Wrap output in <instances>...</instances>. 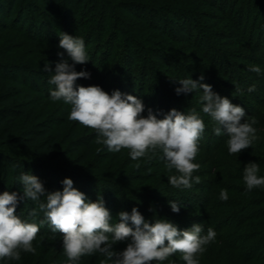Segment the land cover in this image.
Masks as SVG:
<instances>
[{
	"label": "trees",
	"instance_id": "trees-1",
	"mask_svg": "<svg viewBox=\"0 0 264 264\" xmlns=\"http://www.w3.org/2000/svg\"><path fill=\"white\" fill-rule=\"evenodd\" d=\"M246 1L249 6L259 8L262 18L249 31L248 25L239 27L233 21L234 15L243 10V5L239 6L243 0H0V194L15 191L23 197L18 177L27 172L38 177L48 192L62 191V181L70 178L88 201L94 202L98 195L102 196L109 211L119 198L130 201L147 197L145 189L158 184L160 174L167 178L172 173L166 171L164 161L161 163L164 158L150 161L149 154L132 160L128 149L109 152L104 144L97 143L94 130L68 119L70 105L49 99L54 86L48 82L51 73L43 71L44 65L50 62L54 70L61 58L72 63L58 47L59 35L64 32L85 41L89 62L75 65V70L91 75L77 80L78 85L100 86L109 94L119 90L134 95L145 106L144 116L151 109L162 119L171 109L184 112L187 104L195 106L193 103L200 99L202 90L189 93L186 96L189 100L168 92L158 82L151 84L155 78L150 73L152 67L144 62V41L157 43L159 48L168 43L172 52L181 46L203 52L201 60L212 72L225 76V63L210 43L213 40L210 25L223 30L220 41L231 34L232 46L242 48L247 34L252 38V46L256 42L260 44L264 37V0ZM256 30L260 33L256 34ZM237 40L240 42L236 43ZM180 62L179 59L172 67L169 61L162 64L167 71L177 72ZM208 81L207 84L212 82ZM213 92L225 97L218 89ZM202 136L205 138V134ZM257 137L256 144L262 143L253 146L249 156L254 154L259 161L260 155L255 150H264V132ZM154 162L157 165L153 166ZM263 170L259 176H263ZM143 171L145 175L141 174ZM148 184L151 187L147 188ZM238 194L239 204L244 207L241 213L245 215L239 227L246 223L260 224L264 242V186L251 191L244 188ZM41 200L46 202V197ZM158 201L165 202L163 198ZM259 208L262 211L248 214L250 209ZM128 209L130 214L131 205ZM215 211L208 209L209 214ZM19 217L26 220L24 213ZM158 217L165 218L163 214ZM41 230L33 244L36 249H42L48 243L49 250L27 254L29 258L22 253L19 261L0 260V264H109L100 253L69 261L64 250H56L63 247L62 235L52 232L47 224ZM125 247L126 242L115 246L116 250ZM230 249L222 251L226 257L235 252L240 253L242 264H264V250H258L263 254L246 255ZM172 258L163 263L170 264Z\"/></svg>",
	"mask_w": 264,
	"mask_h": 264
},
{
	"label": "clouds",
	"instance_id": "clouds-1",
	"mask_svg": "<svg viewBox=\"0 0 264 264\" xmlns=\"http://www.w3.org/2000/svg\"><path fill=\"white\" fill-rule=\"evenodd\" d=\"M60 49L67 53L54 70L50 62L43 71L51 73L49 99L63 101L70 105L69 120L90 128L97 133V143L104 144L109 152L128 149L132 160L163 153L165 167L169 173L168 183L178 189H191L201 178L193 177L200 165L194 163L199 147L198 142L205 130L204 120L195 108L187 113L171 109L162 119L152 110L144 116L145 106L141 99L131 94L114 90L111 94L100 86H82L79 79L90 78L87 71H76L75 65L89 62L85 41L77 36L61 32ZM250 71L260 74L259 66L253 65ZM199 80L184 78L175 81L181 85L175 89L180 95L202 90L199 103L202 112L211 118L213 133L227 135L226 145L230 155L239 154L251 147L258 139L254 118L245 119V109L234 105L227 97L213 92L211 85ZM237 91H241L239 88ZM249 93L255 91L250 86ZM243 120V122H241ZM259 165L248 163L244 166L243 180L247 190L264 186V176H259ZM19 182L23 186V197L18 192L4 191L0 194V260L19 261L22 253L35 254L33 242L40 227L47 224L52 232L62 235L64 254L71 262L84 256L100 253L109 264H163L176 253L181 254L185 264H199L198 257L206 251V246L214 241L215 231L209 227L206 234L201 224H193L190 229L179 230L167 219L148 222L136 207L131 213L120 211L118 221L112 222V215L105 206L102 196L88 201L86 195L73 186L70 178L62 181L63 190L48 192L43 182L27 172L22 173ZM46 197V202L41 200ZM22 199L31 200L36 207L30 212L35 220L43 213L39 223L21 219L17 206ZM220 199L227 201V190H221ZM174 213H179L178 202L170 201ZM126 242L123 250L115 246ZM171 264V262H170Z\"/></svg>",
	"mask_w": 264,
	"mask_h": 264
},
{
	"label": "rangeland",
	"instance_id": "rangeland-1",
	"mask_svg": "<svg viewBox=\"0 0 264 264\" xmlns=\"http://www.w3.org/2000/svg\"><path fill=\"white\" fill-rule=\"evenodd\" d=\"M242 5L243 10L240 14L236 13L234 15L233 21L234 24L240 25L239 27L245 28L248 25L249 31L257 21L261 23V11L259 8L249 6V1L245 2L243 0L239 6ZM165 16L167 17L168 15L165 14ZM167 21L170 22L169 20ZM210 28V34L213 38L210 43L216 55L225 63V76L217 72H212V68L201 60L203 52L200 53L198 50H190L183 46L177 48V51L172 52L168 43H165V45L160 44L161 46L159 48L157 43L144 41V62L152 67L150 73L155 78L153 81L149 78L147 84L150 81L152 82L151 84L158 82L168 92H176L175 89L181 87V85L175 81L184 78L199 80V77L203 75L204 79L206 78V82L204 83L207 84L209 82L208 80L211 79L212 82L210 81L211 83L209 85H211L212 89L214 88L213 90L218 89L234 105L241 106L245 109L246 120L254 118L257 121L254 127L257 130L256 135L258 136L264 132V37L259 41L260 44L256 42L252 46L250 44L252 43L250 40L252 38H249L247 34V38L242 42L244 46L238 48V46H232L234 38L231 37V34L228 33L227 36L230 38L220 41L219 35L223 31L221 27H216L214 24H211ZM259 33V30H256V34ZM200 34L206 36L203 32H200ZM239 42L238 40L236 41V43ZM156 47H158V54H156ZM163 53L164 55L162 56ZM179 59L181 62L179 63L180 67L177 72L172 71V69L167 71L164 64H162L169 61L168 65L172 67ZM253 65L260 67V74L249 70L250 66ZM252 85H255V91L249 93L247 89ZM237 88L241 91H237ZM188 94L181 93L180 96L186 99ZM189 100L187 101L190 102ZM187 101L185 102L188 103ZM195 101L193 103L195 106L187 104L184 112L187 113L190 108L195 107L205 123L203 134H205L206 139L204 136H201L198 142V153L200 152L201 154H197L196 159L193 161L200 165L199 170L193 173V177L199 176L201 182L199 184L193 183L191 189H178L168 183V176L166 178L165 174H160L158 176V184L152 185V187L150 186L151 183L147 185V188H151L145 189L147 190L148 196L144 199H131V202L124 198L115 200L114 207L110 210L113 217L112 222H117V214L120 211L128 212V207L131 205V209L136 207L144 215L145 220L150 223L155 222L156 219H167L171 223L175 222L173 224L181 231L190 229L193 224H201L204 229L202 234H206L207 229L211 227L215 231L216 237L213 242L206 246V251L198 257L199 264H227L228 262L242 264L240 253L230 252L226 257L222 251L231 250L230 248H232V250H240V252H244L246 255L263 254L261 251H258L264 250V242H262V235H260V224L253 225L252 223H246L243 227H239L240 223H242L241 218L245 215L241 213L244 207L239 204L241 195L238 194L244 188L247 190L243 180L244 166L246 164L250 162L257 163L259 165L258 173L264 169V150L261 152L259 149L255 150V153L260 155L258 157L259 161L254 154L249 156L252 147L261 145L262 142L256 144L257 139L248 149L243 150L239 154L230 155L227 146H225L228 138L227 135L223 131L220 136H216L213 133L212 129L214 125L211 122V118L202 112V105L199 103V100ZM168 109L170 110L169 107ZM159 157L163 159V153L160 150L148 156L150 161H154ZM163 161L164 163H162ZM161 163L164 165L166 161L163 159ZM155 165H157L156 162L153 163V166ZM137 171L139 172L141 170ZM152 172H156L153 174H158L157 171ZM141 174L145 175L146 172L143 171ZM172 174L177 173L173 170L170 175ZM221 190H227V201L220 199ZM160 198L165 200L164 204L158 201ZM169 200H174L179 203V213L172 212L169 203H166ZM28 202L26 203L22 199L17 206L16 214L20 216V213H24L26 220L39 223V220L43 219V213H40L39 217L33 220L29 214L36 205L30 200ZM135 203L137 206H135ZM210 208H215L216 211L209 214L208 209ZM258 211H262V208L250 209L248 214ZM161 214L165 218H159L158 216ZM44 226L40 227L41 232ZM256 233L257 236L255 237ZM37 250H49V244L47 243L42 249ZM56 250H63V247ZM27 257L29 258V255ZM172 257L171 264H185L180 253H176Z\"/></svg>",
	"mask_w": 264,
	"mask_h": 264
}]
</instances>
